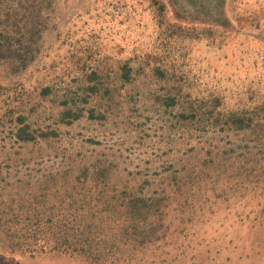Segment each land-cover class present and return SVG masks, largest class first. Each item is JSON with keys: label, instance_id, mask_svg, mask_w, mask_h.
Wrapping results in <instances>:
<instances>
[{"label": "rangeland", "instance_id": "rangeland-1", "mask_svg": "<svg viewBox=\"0 0 264 264\" xmlns=\"http://www.w3.org/2000/svg\"><path fill=\"white\" fill-rule=\"evenodd\" d=\"M177 1L60 0L52 31L43 40L42 63L10 82L0 70L6 101L1 104L17 109V118L24 110L19 104L30 101L25 109L36 108L29 121L35 130L57 129L49 116L57 118L52 102L61 99L52 97L41 105L37 100L42 88L52 86L58 96L80 92L93 70L104 84L100 96L81 106L82 121L59 127L61 137L50 144L42 142L48 148L43 155L42 145L15 141L13 123L0 130V181L7 190L5 200L12 196L17 210L26 215L32 194H38L49 202L44 205L47 213L58 216L49 208L55 183L72 190V172L84 166L81 162L117 160L125 175L162 182L170 162L181 163L185 139L178 121L181 106L167 108L161 102L178 94L184 78L192 96L207 97L218 89L228 98L229 108L264 101V0H221L228 22L223 26L215 23L214 0L205 10L212 12L209 17L199 12L196 0ZM121 66L133 69L129 85L120 80ZM157 68L167 74L164 80L156 75ZM174 76L178 78L171 79ZM107 89L110 96L105 95ZM91 114L104 120L90 121ZM261 199L227 202L210 193L199 205L198 216L189 214L183 201L178 203L167 219L165 227L169 220L172 223L165 236L161 232V239L141 253L142 261L132 264H264ZM130 256L129 252L116 264H131ZM4 261L91 264L64 252L10 253Z\"/></svg>", "mask_w": 264, "mask_h": 264}, {"label": "trees", "instance_id": "trees-1", "mask_svg": "<svg viewBox=\"0 0 264 264\" xmlns=\"http://www.w3.org/2000/svg\"><path fill=\"white\" fill-rule=\"evenodd\" d=\"M195 2L202 8L200 13L212 15L205 11L212 0ZM213 3L215 23L223 26L228 23L223 10L225 2L214 0ZM59 4L60 0H0V70L10 76L9 82L26 76L42 63L43 40L52 31ZM132 71L128 66L120 67L124 85L133 82ZM155 71L165 79L167 74L161 68ZM184 80L177 95L162 102L158 98L167 108L181 106L178 121L185 139L181 163L171 161L162 182L139 180L136 173L125 175L126 170L120 169L117 160L81 162L84 166L72 172L75 174L72 190L67 184L55 183L57 191L50 196L49 208L58 216H51L44 206L49 203L47 198L43 200L38 194H32L30 209L24 215L16 209L12 196L5 200L7 190L0 181V264H5V255L20 252L53 255L64 252L91 264H116L130 252L129 262L138 263L142 261L141 253L161 239L160 233L165 236L172 223L169 220L165 227L167 219L178 203L183 201L189 214L198 216L199 205L210 193L215 194L216 200L227 202L240 197L250 202L264 199V101L229 108L228 98L220 90L215 89L207 97H194L186 90ZM83 84L86 88L82 91L62 96L52 86L41 89L37 100L41 105L52 97L61 99V103L52 102L58 114H54L57 118L49 116L57 125V129L51 130L33 128L29 121L36 108L31 106L29 112L25 109L30 101L19 104L18 108L24 110L15 118L18 110L1 104L6 101L0 86V130L6 129L7 122L13 123L15 141L40 144L43 155L48 148L42 142L50 144L61 137L59 127H73L82 121L85 110L81 106L100 96L104 86L95 70L87 74ZM105 92L106 96L111 95L108 89ZM60 106L63 110H58ZM101 120L104 119L100 116H90V121ZM199 145L203 146L202 150ZM64 190L66 196H61ZM217 205L215 201L214 206ZM261 206L264 217V202ZM192 221L194 218L189 219Z\"/></svg>", "mask_w": 264, "mask_h": 264}]
</instances>
